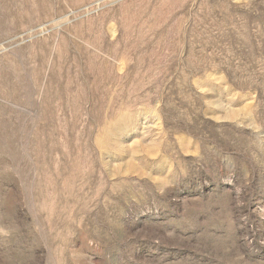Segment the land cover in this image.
<instances>
[{"label": "rangeland", "instance_id": "rangeland-1", "mask_svg": "<svg viewBox=\"0 0 264 264\" xmlns=\"http://www.w3.org/2000/svg\"><path fill=\"white\" fill-rule=\"evenodd\" d=\"M0 264H264V0H0Z\"/></svg>", "mask_w": 264, "mask_h": 264}]
</instances>
